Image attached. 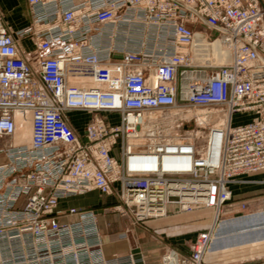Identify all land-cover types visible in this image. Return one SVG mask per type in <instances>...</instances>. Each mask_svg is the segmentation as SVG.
<instances>
[{"label":"built area","instance_id":"obj_1","mask_svg":"<svg viewBox=\"0 0 264 264\" xmlns=\"http://www.w3.org/2000/svg\"><path fill=\"white\" fill-rule=\"evenodd\" d=\"M27 3L30 24L15 32L0 10V138L31 122L28 143L0 149V264H137L133 252L105 256L94 210H58L93 191L147 227L211 210L190 254L163 258L204 264L233 184L264 172L260 0ZM197 34L228 63L194 49ZM168 156L180 163L148 164Z\"/></svg>","mask_w":264,"mask_h":264},{"label":"crops","instance_id":"obj_2","mask_svg":"<svg viewBox=\"0 0 264 264\" xmlns=\"http://www.w3.org/2000/svg\"><path fill=\"white\" fill-rule=\"evenodd\" d=\"M0 10L13 32L30 24L27 0H0ZM20 45L26 51L34 47L29 40H20ZM72 119L77 133L83 135L86 115L81 112L73 113ZM2 156L0 166L7 163V158ZM239 179L238 184L232 187L234 194L239 193V187H243L245 182L251 181L246 177ZM99 196V193L93 191L61 200L58 210L68 211L72 207L94 210L103 238V251L107 257L133 252L141 259L137 264H163L165 254L171 250L182 255L190 254L195 233L199 229L207 231L212 224L208 221L205 225L198 226L194 217H198L200 212H196L193 217L186 219L182 217L180 220L151 224L148 227L135 225L120 213L105 209L106 203L116 206V198L102 196L105 199H101ZM232 210L231 214L223 217V221L214 227L204 264H264V215L247 214L238 208ZM75 219L67 216L59 218L61 222Z\"/></svg>","mask_w":264,"mask_h":264},{"label":"rangeland","instance_id":"obj_3","mask_svg":"<svg viewBox=\"0 0 264 264\" xmlns=\"http://www.w3.org/2000/svg\"><path fill=\"white\" fill-rule=\"evenodd\" d=\"M260 3L264 4V0H261ZM262 6V4H261ZM201 39L202 41V46L201 49L197 48L194 44V49L198 51H208L211 54V57H213L214 61L216 63L220 64H226L229 61L230 58V53L228 49H225L224 51H216V48H214L212 45H209L206 40L202 38L200 34H197V37ZM238 120L240 121L241 117H237ZM85 121V120H84ZM20 122V121H19ZM17 124V132L16 134L11 138V137H4L0 138V149H2L5 145H8L10 142H16L17 144H26L29 141V135H30V125L28 123V119L24 120L22 123ZM85 125V124H84ZM3 154H0V159L3 158ZM246 178H250L251 181L250 183L245 182L246 184L243 185V187H239L240 191L239 193L234 194V199L233 202L230 203V206L225 207V215L231 214L233 212L232 209H237L239 211H246L247 214H263L264 215V172L255 174V175H250L246 176ZM249 179V180H250ZM240 180V179H239ZM248 179H242V181H246ZM238 182V180H237ZM235 182L233 185L236 186L238 184ZM240 194V195H239ZM101 199H105L102 196H99ZM105 209L108 210H113L115 211L116 206H112V204L106 203ZM243 206H245L243 208ZM232 210V211H231ZM229 211V213H228ZM117 212V211H116ZM119 213V212H118ZM121 214V213H120ZM122 215V214H121ZM123 216V215H122ZM193 214L190 215H184V216H179L177 218L171 219V220H180L179 218L186 219L193 217ZM198 217H194V221L198 222V226L205 225L208 221L211 224L213 220V212L211 210H204L198 213ZM167 221V220H166ZM202 233L200 229L195 233V240L197 236ZM195 241L192 243L191 247ZM166 255V254H165Z\"/></svg>","mask_w":264,"mask_h":264},{"label":"bare ground","instance_id":"obj_4","mask_svg":"<svg viewBox=\"0 0 264 264\" xmlns=\"http://www.w3.org/2000/svg\"><path fill=\"white\" fill-rule=\"evenodd\" d=\"M195 46L199 49H201V46H202V41L201 39L199 38H196V44ZM20 121V122H19ZM24 120H18L19 123H22ZM28 123L30 125V118L28 117ZM30 131H31V125H30ZM143 160V159H142ZM141 162H146V161H132V164L133 165H138V164H141ZM178 163H180V158L179 157H173V156H168V157H165L162 161V163L159 161V162H156V161H151L150 163L148 162L149 165L155 167V166H160V164L164 165L165 167H168V166H175L177 165Z\"/></svg>","mask_w":264,"mask_h":264},{"label":"water","instance_id":"obj_5","mask_svg":"<svg viewBox=\"0 0 264 264\" xmlns=\"http://www.w3.org/2000/svg\"><path fill=\"white\" fill-rule=\"evenodd\" d=\"M261 1V0H260ZM262 4V7L264 8V4L263 3H261Z\"/></svg>","mask_w":264,"mask_h":264}]
</instances>
